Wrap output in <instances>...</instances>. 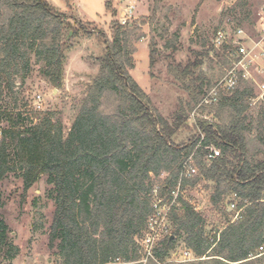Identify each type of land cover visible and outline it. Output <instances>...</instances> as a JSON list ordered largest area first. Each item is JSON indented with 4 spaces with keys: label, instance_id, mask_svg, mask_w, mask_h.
<instances>
[{
    "label": "trees",
    "instance_id": "trees-1",
    "mask_svg": "<svg viewBox=\"0 0 264 264\" xmlns=\"http://www.w3.org/2000/svg\"><path fill=\"white\" fill-rule=\"evenodd\" d=\"M235 2L228 14L236 26H242L251 17L252 4L249 0ZM0 5L6 14L0 24V84L4 82L12 93L13 76L30 71L33 55L40 63L43 79L61 87L64 31L76 34L87 29L78 27L46 0H0ZM98 35L104 41L99 70L65 136L52 111L36 116L34 121L16 105V97L10 108H0V117L7 123L0 144V182L14 173L23 190H28L45 175L47 196L54 204L48 245L55 249L59 264H105L117 256L135 259V239L143 233L153 209L152 190L157 185L153 176L167 173L159 191L174 187L183 160L199 139L198 126L204 133L203 145L214 144L220 155L206 163L204 149L197 148L195 162L200 174L185 182H212L210 201L223 214V198L232 194L237 207H243L241 217L233 222L227 217L222 229L207 234L201 213L180 199V206L169 215L171 234L161 240L154 257L164 261L175 239L183 236L181 243L195 257L189 262L261 264L264 253L259 254L258 247L264 248V105L256 115L248 113L249 99L254 95L251 83L241 80L232 93L218 97L216 108L220 114L227 112L225 120L213 115L210 120L197 117L189 123L181 106L169 121L155 112L129 73L133 62L127 30L118 26L110 42L103 34ZM177 50L172 46V53ZM216 54L222 62L230 63L227 46ZM159 59L152 43L149 65L153 67ZM201 64L199 57L187 59L184 65L175 64L178 77L186 81L183 88L194 103L201 100L208 80L197 71ZM105 100L114 104L109 112L102 109ZM181 131H187L188 136L178 139ZM253 131V151L258 158L249 155L248 135ZM18 253L9 226L0 217V264H11Z\"/></svg>",
    "mask_w": 264,
    "mask_h": 264
},
{
    "label": "rangeland",
    "instance_id": "rangeland-1",
    "mask_svg": "<svg viewBox=\"0 0 264 264\" xmlns=\"http://www.w3.org/2000/svg\"><path fill=\"white\" fill-rule=\"evenodd\" d=\"M55 10L83 26L87 31L73 33L64 31V63L63 82L59 88L51 86L39 74L40 63L35 57H30V71L19 72L13 76L14 88L9 93L3 82L0 95V108H10L16 97V105L26 111L35 121V117L47 111L55 113L61 122L65 136L82 105L87 89L98 73L100 55L103 53L104 41L98 33L103 34L108 42L118 26L127 30L128 49L131 51L133 67L130 75L141 87L156 113L171 121L174 113L180 107L188 114V122L197 117L224 119L227 112L219 113L216 104H202L204 97L219 83L230 66L222 62L216 54L220 48L213 45L215 32L226 28L231 34L235 27L255 37L254 25L259 17L262 0H249L252 4V14L242 26H236L235 20L228 14L229 8L237 0H46ZM132 6L131 17L125 24L122 13L126 7ZM0 24L6 17L5 9L0 5ZM241 16V15H240ZM177 34V39L175 38ZM155 43L160 59L153 67L149 65L151 44ZM172 46L178 48L171 52ZM207 53V54H206ZM201 54V55H199ZM201 58L202 64L197 71L208 79L205 92L198 103H194L191 95L184 90L183 81L178 77L175 64H185L187 59ZM251 75L257 80H264V74L257 73L254 66L250 68ZM243 82H249L242 80ZM36 95H40V106L35 103ZM221 95V94H220ZM219 95V96H220ZM190 103V105H188ZM262 102L248 103V113L256 115L262 110ZM23 105V106H22ZM200 105V106H199ZM199 106V107H198ZM114 107L111 100L104 101L102 109L109 112ZM191 107V108H190ZM192 113H194L192 115ZM219 114V115H218ZM255 132L248 135L251 145L249 155L254 154L256 145L253 140ZM187 131L178 133V139L187 137ZM255 155V154H254ZM255 158L259 156L255 155ZM198 166V164L195 162ZM166 172L153 176L156 186L166 177ZM155 186V187H156ZM154 187V188H155ZM214 184L200 179L193 184L188 183L182 189L181 197L194 210L201 213L205 219V233L212 234L226 225L227 217L232 212L225 210L224 214L212 205L210 196ZM49 186L45 175L28 189L23 190L22 182L16 174L10 173L0 182V217L4 219L10 229L13 242L19 247L18 255L11 264H59L60 259L55 249L48 245V231L52 219L54 204L47 196ZM233 195L223 198L222 206L232 201ZM230 200V202L227 201ZM235 199V197H234ZM233 202H237L235 199ZM221 206V207H222ZM172 228L170 225L169 233ZM183 236L175 239L172 253L164 261L152 260L155 264H195V262L178 261L181 250L185 247L181 243ZM195 257L193 258V260ZM150 260L147 264H150ZM261 264H264V260Z\"/></svg>",
    "mask_w": 264,
    "mask_h": 264
},
{
    "label": "built area",
    "instance_id": "built-area-1",
    "mask_svg": "<svg viewBox=\"0 0 264 264\" xmlns=\"http://www.w3.org/2000/svg\"><path fill=\"white\" fill-rule=\"evenodd\" d=\"M132 7V6H131ZM126 7L122 13L123 20L121 24H125L131 17L132 9ZM259 17L256 24L255 37L243 30L241 27L235 28L230 34L226 28L218 29L212 40L216 48L227 46V54L230 60V66L226 69L225 74L218 84H216L210 92L202 100V104H212L217 102L220 94H230L238 86L241 80H247L251 83L254 95L250 97V104L256 102L264 103V80H257L250 72L251 66H254L257 73L264 74V0L259 10ZM35 103L39 108L40 95H36ZM199 105V106H200ZM198 106V107H199ZM194 113H192L193 115ZM193 115V122H195ZM201 118L210 120V117L203 115ZM7 123L4 117H0V144L4 138V130ZM196 131L199 135L197 144L192 152L183 160L178 179L174 187L170 190L159 191V186L152 190V212L146 220V225L141 236L135 239L137 248V257L135 259H124L117 256L105 264H147L149 260H154V250L160 245L163 238L167 237L170 229L169 215L173 209L180 206L182 189L187 184L185 181L191 180L195 176H199V168L195 164V156L197 148L204 149L203 161L212 162L220 155V149L210 143L203 145L204 133L197 126ZM185 183V184H184ZM227 210L232 212L231 222L239 219L243 207L238 208L233 201L227 204ZM259 254L264 253L262 246L258 247ZM172 253V251H171ZM194 256L190 249L184 248L179 254L178 261L193 260Z\"/></svg>",
    "mask_w": 264,
    "mask_h": 264
}]
</instances>
